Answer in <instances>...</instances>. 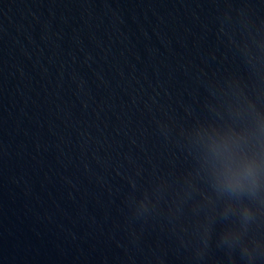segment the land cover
<instances>
[{"label": "clouds", "instance_id": "obj_1", "mask_svg": "<svg viewBox=\"0 0 264 264\" xmlns=\"http://www.w3.org/2000/svg\"><path fill=\"white\" fill-rule=\"evenodd\" d=\"M221 191L239 202V215L257 227L264 228V167L256 158L246 160L235 172L221 181Z\"/></svg>", "mask_w": 264, "mask_h": 264}]
</instances>
